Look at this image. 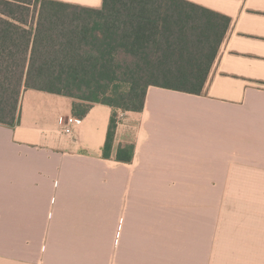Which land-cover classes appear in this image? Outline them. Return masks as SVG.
Returning a JSON list of instances; mask_svg holds the SVG:
<instances>
[{
    "label": "crops",
    "instance_id": "obj_1",
    "mask_svg": "<svg viewBox=\"0 0 264 264\" xmlns=\"http://www.w3.org/2000/svg\"><path fill=\"white\" fill-rule=\"evenodd\" d=\"M186 1L231 19L205 90L151 86L110 157L113 108L68 134L72 98L23 92L0 125V264H264V0Z\"/></svg>",
    "mask_w": 264,
    "mask_h": 264
},
{
    "label": "trees",
    "instance_id": "obj_2",
    "mask_svg": "<svg viewBox=\"0 0 264 264\" xmlns=\"http://www.w3.org/2000/svg\"><path fill=\"white\" fill-rule=\"evenodd\" d=\"M38 14V18H37ZM231 19L186 0H103L100 10L53 0H0V125L20 123L22 94L74 100L83 119L95 104L141 112L151 86L202 95ZM134 146L120 147L131 161Z\"/></svg>",
    "mask_w": 264,
    "mask_h": 264
},
{
    "label": "built area",
    "instance_id": "obj_3",
    "mask_svg": "<svg viewBox=\"0 0 264 264\" xmlns=\"http://www.w3.org/2000/svg\"><path fill=\"white\" fill-rule=\"evenodd\" d=\"M82 122L81 119L79 118H75V117H70L66 122H65V126H64V130L66 133H71L72 131V127L76 124H80Z\"/></svg>",
    "mask_w": 264,
    "mask_h": 264
}]
</instances>
